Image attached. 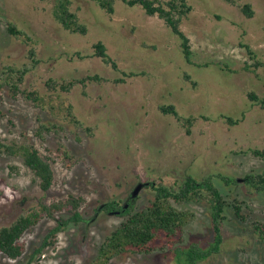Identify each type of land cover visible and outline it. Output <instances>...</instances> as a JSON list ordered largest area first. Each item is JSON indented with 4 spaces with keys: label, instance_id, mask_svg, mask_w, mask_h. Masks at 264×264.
Returning <instances> with one entry per match:
<instances>
[{
    "label": "rangeland",
    "instance_id": "1",
    "mask_svg": "<svg viewBox=\"0 0 264 264\" xmlns=\"http://www.w3.org/2000/svg\"><path fill=\"white\" fill-rule=\"evenodd\" d=\"M186 2L192 10L180 30L189 40L191 64L165 23L139 6L115 0L108 15L93 0H71V12L86 28L81 35L54 20L53 0H0V78L7 69L27 70L19 89L42 98L35 103L0 90V137L7 145L35 147L50 159L54 173L52 187L43 193L20 157L0 155V228L41 204L69 196L85 201L79 210L85 222L57 234L31 260L58 219L71 214L63 210L42 218L21 237L23 255L10 260L0 254V264H91L105 237L123 221L96 211L99 206L123 204L138 183L177 190L188 176L212 178L226 204L219 253L200 264H264V239L253 226L264 225V191L244 181L264 173V156L255 154L264 152V109L249 99L251 93L264 99V0ZM244 5H250L252 18L242 13ZM9 25L28 40L9 34ZM98 42L116 70L94 55ZM94 76L97 81L60 89L62 83ZM49 81L53 88L47 87ZM168 105L181 121L163 115L160 107ZM189 117L192 124L186 126ZM41 125L61 129L39 137ZM148 188L138 194L134 211L153 200ZM210 203L205 192L192 201H171L176 210L192 215L175 247L206 248L213 242ZM233 207L240 208L238 217ZM108 264L174 261L168 249L159 248L123 254Z\"/></svg>",
    "mask_w": 264,
    "mask_h": 264
},
{
    "label": "trees",
    "instance_id": "2",
    "mask_svg": "<svg viewBox=\"0 0 264 264\" xmlns=\"http://www.w3.org/2000/svg\"><path fill=\"white\" fill-rule=\"evenodd\" d=\"M95 4L108 15L114 13L115 0H93ZM128 7L139 6L149 17H157L162 20L172 35L176 36L183 58L187 64H191V51L188 38L180 30V22L192 10L186 0H169L161 2L159 0H120ZM71 0H53L52 16L61 27L73 34H86V28L80 25L75 13L70 10ZM247 18H252L253 12L250 5H244L241 9ZM9 34L23 38H28L20 30L13 25L7 27ZM94 55L101 58L106 64H110L116 70L114 62L106 54V49L102 43L98 42L94 45ZM250 52V51H249ZM31 58L33 51L30 52ZM32 62V60H31ZM27 70L12 71L7 69L1 74L0 90L7 89L8 94L15 98L18 94L24 96L27 100L35 103L42 101L41 96L36 91H23L19 89V84ZM13 73L16 74L15 79ZM130 75V74H127ZM126 75V76H127ZM134 76V75H131ZM98 80L97 76L87 77L78 81H70L62 83L60 89L69 91L75 83L85 85L87 81ZM53 82L49 81L47 87L53 88ZM249 99L253 103H257L264 109V99L259 100L255 94H249ZM160 111L163 115H170L178 121L182 118L178 115L173 105L161 106ZM193 117L184 120L186 126H190ZM229 124L236 125L238 121L225 118ZM61 129L56 125H41L38 129L37 136L42 137L43 133L49 134L55 129ZM18 156L22 159L23 165L32 172L39 182V188L43 193H47L53 185L54 173L49 158L43 157L39 151L27 144L15 145L4 144L0 137V155ZM256 155H263L264 152H255ZM247 186L254 187L257 191H264V173L260 176L248 175L244 179ZM228 184H236L237 181L227 179ZM148 189L154 193V198L145 208L134 211V202L127 197L125 202L120 205L119 202H109L102 204L96 211L105 212L115 216H120L123 221L107 235L99 246L96 258L91 264H108L111 259L123 254H150L156 249H168L173 255L174 264H200L208 260L212 255L219 253L220 246L223 243L221 233V222L225 220L223 212L225 202L222 200L219 190L214 186L212 178H205L197 181L188 176L184 178L181 187L177 190L164 185H154V183H146ZM146 188V187H145ZM202 192L208 193L210 196L211 225L213 231V242L206 248H200L197 245L190 244L185 248L175 247L176 243L181 240L183 228L190 221L192 215L186 211L176 210L171 201L188 202L202 197ZM82 197L69 196L65 201L52 203L50 205L41 204L38 211L21 216L15 223L9 227L0 228V254L10 260L19 259L24 253V245L20 243L24 233L37 225L42 218H53L55 213L69 210L70 216L67 219H58L56 226L50 229L43 238L41 246L33 253L31 260L40 254L43 248L51 246L55 242L57 234L67 229L70 225H78L85 222L79 212L84 204ZM125 206H127L125 208ZM235 208V215H240V208ZM87 223V222H86ZM260 239H264V225H253ZM30 260V261H31ZM29 264V263H28Z\"/></svg>",
    "mask_w": 264,
    "mask_h": 264
},
{
    "label": "water",
    "instance_id": "3",
    "mask_svg": "<svg viewBox=\"0 0 264 264\" xmlns=\"http://www.w3.org/2000/svg\"><path fill=\"white\" fill-rule=\"evenodd\" d=\"M239 182V181H238ZM147 184H143V183H139V184H137L134 188H133V190H132V192H131V194H130V199H131V201H133V200H135L136 198H137V196H138V194L140 193V191L146 186ZM127 206H125V208H126ZM110 215H112V213L110 214Z\"/></svg>",
    "mask_w": 264,
    "mask_h": 264
},
{
    "label": "flooded vegetation",
    "instance_id": "4",
    "mask_svg": "<svg viewBox=\"0 0 264 264\" xmlns=\"http://www.w3.org/2000/svg\"><path fill=\"white\" fill-rule=\"evenodd\" d=\"M237 182H238V180H237ZM138 184H139V183H138ZM143 184H146V183H143ZM136 185H137V184H136ZM145 187H147V185H146ZM145 187H144V188H145ZM144 188H143V189H144ZM131 192H132V191H131ZM131 192H130V194H131ZM130 194H129L128 197H130ZM99 211H100V210H99Z\"/></svg>",
    "mask_w": 264,
    "mask_h": 264
}]
</instances>
